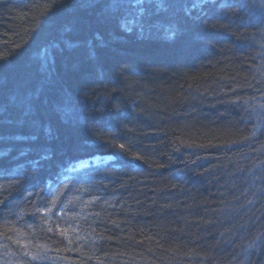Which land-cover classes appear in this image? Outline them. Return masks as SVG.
<instances>
[{"label":"trees","instance_id":"16d2710c","mask_svg":"<svg viewBox=\"0 0 264 264\" xmlns=\"http://www.w3.org/2000/svg\"><path fill=\"white\" fill-rule=\"evenodd\" d=\"M0 137V264H264V0H0Z\"/></svg>","mask_w":264,"mask_h":264},{"label":"snow or ice","instance_id":"6c2138e0","mask_svg":"<svg viewBox=\"0 0 264 264\" xmlns=\"http://www.w3.org/2000/svg\"><path fill=\"white\" fill-rule=\"evenodd\" d=\"M141 30H143V28H141ZM3 137H0V139H2ZM119 147L121 148V149H123L124 148V145L123 144H121V145H119ZM23 154V153H22ZM43 158H46V157H43ZM36 163H38V162H36ZM40 211L42 212V213H48V212H50L51 211V209L50 208H47V207H45V208H43V209H40ZM48 231L49 232H51L52 231V229L51 228H49L48 229ZM26 255H27V253H25ZM33 259H36V257H32Z\"/></svg>","mask_w":264,"mask_h":264},{"label":"rangeland","instance_id":"374dc122","mask_svg":"<svg viewBox=\"0 0 264 264\" xmlns=\"http://www.w3.org/2000/svg\"><path fill=\"white\" fill-rule=\"evenodd\" d=\"M104 159L107 160V158H104ZM94 160H95V162H96L97 160H99V158H96V159H94ZM90 161H91V160H90ZM88 162H89V161H81V162L77 163L76 168H77V167H83V166H85Z\"/></svg>","mask_w":264,"mask_h":264}]
</instances>
